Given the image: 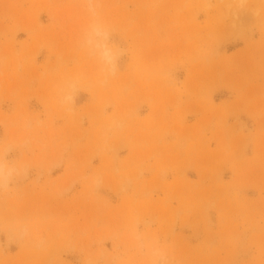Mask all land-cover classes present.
I'll return each instance as SVG.
<instances>
[{"label": "rangeland", "instance_id": "374dc122", "mask_svg": "<svg viewBox=\"0 0 264 264\" xmlns=\"http://www.w3.org/2000/svg\"><path fill=\"white\" fill-rule=\"evenodd\" d=\"M99 4L104 84L83 0H0V264H264V0Z\"/></svg>", "mask_w": 264, "mask_h": 264}, {"label": "clouds", "instance_id": "9594fccd", "mask_svg": "<svg viewBox=\"0 0 264 264\" xmlns=\"http://www.w3.org/2000/svg\"><path fill=\"white\" fill-rule=\"evenodd\" d=\"M84 23L77 36V46L87 58L93 59L96 64V75L99 83H107L116 75V62L124 54V50L112 43L113 26L106 21L101 11L99 0H83ZM67 97H65L66 99ZM11 175V171L0 169V180ZM138 247L147 248L153 260L164 256L163 250L145 243L136 238Z\"/></svg>", "mask_w": 264, "mask_h": 264}, {"label": "bare ground", "instance_id": "6f19581e", "mask_svg": "<svg viewBox=\"0 0 264 264\" xmlns=\"http://www.w3.org/2000/svg\"><path fill=\"white\" fill-rule=\"evenodd\" d=\"M0 169L6 170L4 163L0 162ZM4 181H6V178L3 180H0V184H3Z\"/></svg>", "mask_w": 264, "mask_h": 264}]
</instances>
